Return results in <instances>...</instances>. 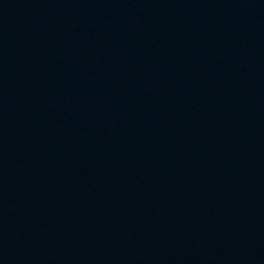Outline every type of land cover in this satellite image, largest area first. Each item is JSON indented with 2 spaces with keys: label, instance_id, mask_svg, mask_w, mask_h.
I'll use <instances>...</instances> for the list:
<instances>
[{
  "label": "water",
  "instance_id": "obj_1",
  "mask_svg": "<svg viewBox=\"0 0 264 264\" xmlns=\"http://www.w3.org/2000/svg\"><path fill=\"white\" fill-rule=\"evenodd\" d=\"M0 264H264V0H0Z\"/></svg>",
  "mask_w": 264,
  "mask_h": 264
}]
</instances>
